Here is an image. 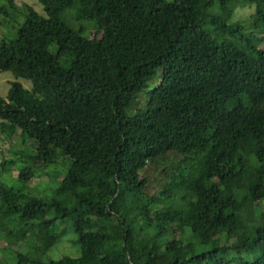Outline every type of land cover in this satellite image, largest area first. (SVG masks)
Here are the masks:
<instances>
[{"label":"trees","instance_id":"trees-1","mask_svg":"<svg viewBox=\"0 0 264 264\" xmlns=\"http://www.w3.org/2000/svg\"><path fill=\"white\" fill-rule=\"evenodd\" d=\"M1 1L0 264H264V0Z\"/></svg>","mask_w":264,"mask_h":264},{"label":"rangeland","instance_id":"rangeland-1","mask_svg":"<svg viewBox=\"0 0 264 264\" xmlns=\"http://www.w3.org/2000/svg\"><path fill=\"white\" fill-rule=\"evenodd\" d=\"M17 4L19 6H24V4H28L30 6H32L35 10H37L38 12H43L42 9V4L40 3L39 0H16ZM3 1L0 0V6L2 5ZM254 8L252 7H243V8H239L235 14V19H239L242 21H249L250 19V14L253 12ZM63 18L65 19V21L72 26L75 29H79L82 25H85L91 36H94L96 30L94 29V23L90 22V21H85V20H80L78 18V14L74 11V10H65L62 13ZM6 17L5 14L1 13L0 11V19H4ZM9 20V18H8ZM22 21V20H21ZM13 23H15V18H10L9 23H7L6 21L3 22V25H0V40L5 37V35L9 36V37H14L16 36V27L13 26ZM12 24V25H11ZM17 80V78L12 74V72H3L0 74V94L2 95H6L8 93V90L10 88V83L12 81ZM19 81H21L25 87L27 88H31V82L29 80H25L23 78H19ZM1 136V134H0ZM21 140V136H20V130H17V132H15L9 139L7 140H1L0 141V159L3 158V153L7 152L10 148L11 145L15 144V143H20ZM12 175L14 176L13 179H11V177H9L8 174L3 175V179L6 181H8L10 184H14V185H19L20 182L18 181L17 178H15V176L17 175L18 169L16 167H13L11 169ZM48 183L50 184V176L47 174H41L39 177L32 179L28 184L31 187H36L37 189H39L40 191H44L46 189H48ZM58 182H55V184H53V186L57 185ZM52 185V184H51ZM46 192V191H45ZM5 246V242L3 241V239H0V257H2V254L4 253L5 249H3V247ZM77 246L70 243L68 240L63 241L59 246H57L52 252H51V256H53L54 258H60V256H62L63 254L66 253H72V254H76L77 253ZM7 254H11L8 253ZM8 256L7 260H4L3 264H17L16 263V259L13 257V255H5ZM10 257V259H9Z\"/></svg>","mask_w":264,"mask_h":264}]
</instances>
